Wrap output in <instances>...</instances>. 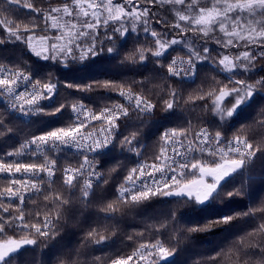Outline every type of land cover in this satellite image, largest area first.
Returning <instances> with one entry per match:
<instances>
[{"label": "snow or ice", "instance_id": "obj_1", "mask_svg": "<svg viewBox=\"0 0 264 264\" xmlns=\"http://www.w3.org/2000/svg\"><path fill=\"white\" fill-rule=\"evenodd\" d=\"M102 56L149 74L90 83L39 75ZM260 73L264 0H0V145L9 149L0 151V264H23L37 249H48L40 264H176L184 241L217 229L220 243L191 264H264V195L249 191L250 169L264 162ZM99 91V108L85 103L91 95L69 99ZM38 117L56 119L35 132L20 126ZM150 126L159 136L146 155ZM237 198L247 200L239 211ZM170 200L212 218L188 227L178 208L149 212ZM94 201L78 245L58 248Z\"/></svg>", "mask_w": 264, "mask_h": 264}, {"label": "trees", "instance_id": "obj_2", "mask_svg": "<svg viewBox=\"0 0 264 264\" xmlns=\"http://www.w3.org/2000/svg\"><path fill=\"white\" fill-rule=\"evenodd\" d=\"M27 59V57H25ZM31 62V61H30ZM73 69H78L75 71H71L68 68H61L59 66H52L46 65L40 68L39 75L43 76L46 73H51L53 80L59 78L60 81L70 80L74 83H90L93 80H114V81H122L125 79L136 78L140 79L141 76L139 73H143V75H148L149 72L144 69H140L137 72L134 69H129L126 66H121L119 64V59L117 60H108L106 58L98 57L94 61H88L85 65H74L72 66ZM203 75V73H202ZM260 75H264V73H260ZM200 81L198 80L196 84H189L185 85V92L191 91L194 89ZM69 90L64 88L60 89L61 97L67 96ZM86 95H91V100H85V103H88L91 107L99 108L103 106L102 100L105 99V95L103 91L93 92L91 94H84V93H75L73 96L69 97V99H79L83 98ZM112 99L118 100V97L113 95ZM92 101H99V103L93 104ZM264 103V101H262ZM165 114L162 111H157L155 116L152 118L156 121H163V117ZM67 114L65 117L60 118L61 120L66 119ZM56 118L50 117H38L33 119V122L27 126L20 125L22 128H25V131L29 129L32 132H35L38 128L41 127L42 120H49ZM193 123L196 124L195 116L192 117ZM245 121H241L240 123H244ZM59 126V121L57 123L51 124L50 127ZM173 124H164V127H172ZM239 127V124L237 125ZM149 130H151V135H148ZM162 130V129H161ZM234 130V129H233ZM231 134L230 132L228 133ZM159 131L155 128L150 126L149 129L145 130V142L149 145V151L146 155H150L152 151V144L158 138ZM11 143V142H10ZM7 145H0V151H7ZM103 163V161H102ZM114 163V161H108L107 163L103 164V168L101 170H106ZM131 166V164H130ZM251 175L254 179L249 183V191H256L259 189L258 195H264V186H261V177L264 176V162L257 160L253 167L250 169ZM242 177H236L233 181V184L238 186ZM233 185H229L226 188L227 190H231ZM111 196H108V199H111ZM247 203V200L244 198H237V200L233 204V209L235 211H239L244 204ZM96 207L95 201L90 209L85 211L82 215L80 213H76L73 220L70 221L69 225L63 229V238L59 239V243L57 244L56 241H53V244H57V247L64 246L67 248L74 247L78 245L79 238L83 235V232L80 229L87 230L89 224H91L94 220H96V215L94 213V208ZM223 202H218L216 205L217 209L223 208ZM169 208H178L177 215L180 216L183 214V219L181 220V225H187L191 227L195 223L206 224L208 219L212 217L208 214L201 215L194 211L192 207L189 206H180L176 205L174 201H169L167 205L153 202L151 208H149V212L154 213H162L167 212ZM189 219L191 222H189ZM78 221V222H77ZM126 231H131V227L127 224L122 225ZM132 227H137V225H133ZM224 234L220 230H216L210 233H197L193 234L187 241H184L181 245L185 249V251L181 252V254L176 257V264H191V258H195L197 254H205L207 255L210 250L216 247L217 244L220 243L221 238ZM209 241L211 243H209ZM51 247V246H50ZM43 248V245H41ZM48 249H44L42 253L40 249H37L35 253L29 251L24 255L23 264H40V261L47 259L46 253ZM125 251H130V249H125ZM99 254V253H97Z\"/></svg>", "mask_w": 264, "mask_h": 264}, {"label": "built area", "instance_id": "obj_3", "mask_svg": "<svg viewBox=\"0 0 264 264\" xmlns=\"http://www.w3.org/2000/svg\"><path fill=\"white\" fill-rule=\"evenodd\" d=\"M118 100H119V97H118ZM122 102V101H121ZM91 107V106H90ZM102 107V106H101Z\"/></svg>", "mask_w": 264, "mask_h": 264}]
</instances>
